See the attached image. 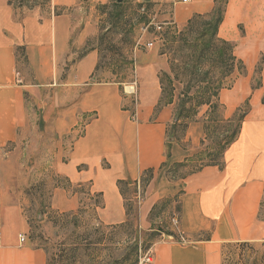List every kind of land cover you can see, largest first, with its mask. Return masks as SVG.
Listing matches in <instances>:
<instances>
[{
  "label": "crops",
  "instance_id": "obj_1",
  "mask_svg": "<svg viewBox=\"0 0 264 264\" xmlns=\"http://www.w3.org/2000/svg\"><path fill=\"white\" fill-rule=\"evenodd\" d=\"M76 1L52 0L68 9L41 18L0 0V264H50L48 251L30 238L24 207L32 172L16 147L35 121L45 136L38 155L48 166L52 208L73 215L94 206L96 224L121 226L135 196L122 194L118 183L138 182L141 231L159 232L168 213L175 217L172 235L161 232L151 243L152 264H264V0H229L218 33L233 42L238 26L246 32L237 56L243 72L219 95L226 120L247 112L237 135L221 164L179 178L170 176L171 167L199 148L205 122H190L183 137L170 140L177 109L175 101H162L167 66L157 55L158 41L143 35L151 45L134 49L131 76L121 78L102 67L99 30L69 11ZM158 1L171 3L178 27L215 7V0ZM226 20L234 25L230 31ZM133 79L136 96L124 91Z\"/></svg>",
  "mask_w": 264,
  "mask_h": 264
},
{
  "label": "rangeland",
  "instance_id": "obj_2",
  "mask_svg": "<svg viewBox=\"0 0 264 264\" xmlns=\"http://www.w3.org/2000/svg\"><path fill=\"white\" fill-rule=\"evenodd\" d=\"M13 6L22 15L34 12L41 18H50L53 13L57 15L68 9L53 7L52 0H14ZM69 11L82 25L89 23L99 30L102 67L112 69L121 78L131 76L134 49L150 46L151 42L144 44L143 35L158 41L157 55L163 56V63L167 66L166 71L161 70L166 86L165 100L173 99L177 109L170 140L183 137L192 121H204L206 129L199 148L185 162L174 164L170 176L184 177L207 164H221L230 137L238 132V117L226 120L222 103L215 108H198L196 104L200 93L207 91L208 86L218 85L222 77L226 80L222 90L230 89L235 78L243 72L241 64H236L232 72H229L230 68L224 69L218 61V47L215 46L200 58L203 42L209 40V35L205 39L200 37L202 26L190 30L186 25L178 27L171 20V3L167 1L77 0ZM227 20L224 29L230 31L234 25L228 26ZM159 26L162 29H158ZM245 34L244 26H238L233 40L237 46L236 57L242 55L240 46ZM256 77L253 84L259 82L260 76L257 74ZM182 95H186L184 99ZM182 103L185 106L182 107ZM44 137L42 126L37 121L31 122L21 131L16 146L19 162L32 172L24 207L31 240L48 251L50 264H139L151 243L160 236L154 234L159 233H145L135 223L112 227L96 224L94 206L82 208L73 215L52 208V183L45 173L48 166L38 155L43 150L40 139ZM176 197L161 203L155 215L165 212ZM94 201L99 202V199L93 197ZM167 218L161 227L164 232L170 230L175 217L168 213Z\"/></svg>",
  "mask_w": 264,
  "mask_h": 264
},
{
  "label": "trees",
  "instance_id": "obj_3",
  "mask_svg": "<svg viewBox=\"0 0 264 264\" xmlns=\"http://www.w3.org/2000/svg\"><path fill=\"white\" fill-rule=\"evenodd\" d=\"M10 3L13 5L14 0H10ZM228 3H229V0H215V7L209 14L196 15L192 17L188 21L185 27L190 30L198 26H202L200 30V37L202 39H205V37L209 35V40H205L203 42L204 45L201 50L200 58L204 57L205 53L208 50H211L213 46L218 47L217 48L218 55H219L218 61L220 65L224 69L230 68L229 72H232L235 69L236 64H241L242 69H244V65L242 61L238 59L235 55L236 45L231 41L220 38L218 35L220 26L222 25L225 19ZM163 75L164 74L160 75L162 88H163L162 101L165 103H172V101H174L173 99L165 100L166 86H165V79ZM224 80L225 78L222 77L218 85L215 84L212 86H208L207 89H205L207 91H205L204 93H200L201 94L199 98L200 100L196 104L198 108L203 107V106H209L210 108H215L219 105L220 103L219 95L226 81ZM187 95L189 97L190 92H188ZM185 96L182 95L183 99L185 98ZM263 102H264V99H263ZM181 106L182 107L185 106L184 103H182ZM246 113H247L246 110H244L240 112V114L236 115V117H238L239 122L242 121ZM236 135L233 134L230 137L231 140L229 141V144L235 139ZM151 175H152L151 172H147L144 175V177H142L141 182H140L142 188H144L147 185L149 179L151 178ZM118 184H119L122 194H124L126 197H128V195L130 196L131 194L135 196L134 202H130L127 204V210H128V215H129L127 224L135 223L139 227L138 225L139 205H140V202L143 201L144 199V194H143L144 192L139 193L138 188H137L139 184L138 182L120 180ZM177 210H179V207ZM158 231L159 232H154V233H159V234H154V235H160L161 232H164L163 229L161 228H158ZM166 233L169 235H172L171 232H166Z\"/></svg>",
  "mask_w": 264,
  "mask_h": 264
},
{
  "label": "built area",
  "instance_id": "obj_4",
  "mask_svg": "<svg viewBox=\"0 0 264 264\" xmlns=\"http://www.w3.org/2000/svg\"><path fill=\"white\" fill-rule=\"evenodd\" d=\"M184 2H187L188 0H183ZM158 29H162V26L157 27ZM151 45V43H149ZM124 91L128 95L136 96L138 91V82L136 79H133L129 83L124 84ZM183 238V237H181ZM24 237H22V241H24ZM154 257L153 253L151 251H148L144 254V256L141 257L139 264H150L153 263Z\"/></svg>",
  "mask_w": 264,
  "mask_h": 264
},
{
  "label": "water",
  "instance_id": "obj_5",
  "mask_svg": "<svg viewBox=\"0 0 264 264\" xmlns=\"http://www.w3.org/2000/svg\"><path fill=\"white\" fill-rule=\"evenodd\" d=\"M119 2H121L122 0H118Z\"/></svg>",
  "mask_w": 264,
  "mask_h": 264
}]
</instances>
